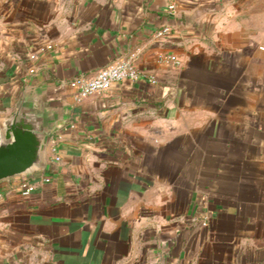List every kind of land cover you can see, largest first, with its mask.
I'll use <instances>...</instances> for the list:
<instances>
[{
	"label": "crops",
	"instance_id": "obj_1",
	"mask_svg": "<svg viewBox=\"0 0 264 264\" xmlns=\"http://www.w3.org/2000/svg\"><path fill=\"white\" fill-rule=\"evenodd\" d=\"M132 52L156 84L75 100ZM26 89L55 129L0 264H264V0H0V130Z\"/></svg>",
	"mask_w": 264,
	"mask_h": 264
},
{
	"label": "water",
	"instance_id": "obj_2",
	"mask_svg": "<svg viewBox=\"0 0 264 264\" xmlns=\"http://www.w3.org/2000/svg\"><path fill=\"white\" fill-rule=\"evenodd\" d=\"M53 116L26 89L0 130V183L44 166V147L54 132Z\"/></svg>",
	"mask_w": 264,
	"mask_h": 264
},
{
	"label": "built area",
	"instance_id": "obj_3",
	"mask_svg": "<svg viewBox=\"0 0 264 264\" xmlns=\"http://www.w3.org/2000/svg\"><path fill=\"white\" fill-rule=\"evenodd\" d=\"M175 5L170 4L169 9L175 10ZM169 29H164L158 32V36H162L164 33H167ZM138 54L136 52L130 53L128 56H120L112 60L105 67L101 68L94 76L92 77H79L76 79L75 83L77 85V91L74 96L77 102L84 100L85 98L96 94L102 93L111 89L116 83L124 80H146L152 84L157 83V78L155 75L150 74L147 71L140 70L136 63ZM159 61L161 63L172 64L177 66L179 60L174 55H164L160 56ZM57 161L60 160L59 156H56ZM48 178H45L44 181H47ZM36 189V183L31 180L24 178L20 183L21 194L24 197H28ZM3 196V193L0 192V197ZM204 226L207 225V221L202 222Z\"/></svg>",
	"mask_w": 264,
	"mask_h": 264
}]
</instances>
